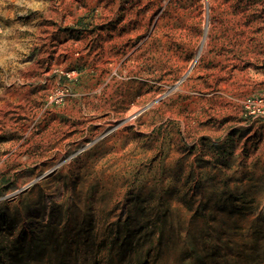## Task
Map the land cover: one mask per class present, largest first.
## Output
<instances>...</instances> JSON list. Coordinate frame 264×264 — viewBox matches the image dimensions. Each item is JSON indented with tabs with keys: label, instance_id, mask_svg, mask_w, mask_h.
I'll list each match as a JSON object with an SVG mask.
<instances>
[{
	"label": "rangeland",
	"instance_id": "obj_1",
	"mask_svg": "<svg viewBox=\"0 0 264 264\" xmlns=\"http://www.w3.org/2000/svg\"><path fill=\"white\" fill-rule=\"evenodd\" d=\"M264 0H0V264H264Z\"/></svg>",
	"mask_w": 264,
	"mask_h": 264
},
{
	"label": "built area",
	"instance_id": "obj_2",
	"mask_svg": "<svg viewBox=\"0 0 264 264\" xmlns=\"http://www.w3.org/2000/svg\"><path fill=\"white\" fill-rule=\"evenodd\" d=\"M245 114L252 118L264 119V99L248 98L244 102Z\"/></svg>",
	"mask_w": 264,
	"mask_h": 264
}]
</instances>
